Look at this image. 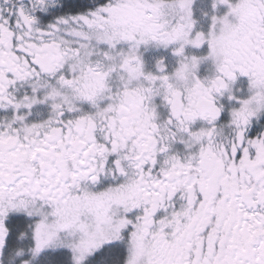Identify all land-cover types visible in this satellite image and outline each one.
<instances>
[{"label": "snow or ice", "instance_id": "obj_1", "mask_svg": "<svg viewBox=\"0 0 264 264\" xmlns=\"http://www.w3.org/2000/svg\"><path fill=\"white\" fill-rule=\"evenodd\" d=\"M0 264H264V0H0Z\"/></svg>", "mask_w": 264, "mask_h": 264}]
</instances>
